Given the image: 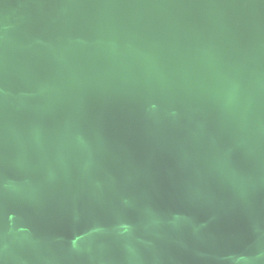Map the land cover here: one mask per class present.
I'll use <instances>...</instances> for the list:
<instances>
[{
    "label": "water",
    "instance_id": "1",
    "mask_svg": "<svg viewBox=\"0 0 264 264\" xmlns=\"http://www.w3.org/2000/svg\"><path fill=\"white\" fill-rule=\"evenodd\" d=\"M0 264H264V0H0Z\"/></svg>",
    "mask_w": 264,
    "mask_h": 264
}]
</instances>
